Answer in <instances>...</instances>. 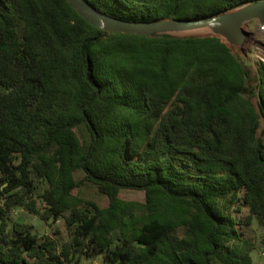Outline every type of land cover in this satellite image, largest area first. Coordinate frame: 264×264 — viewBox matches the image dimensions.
<instances>
[{
    "label": "trees",
    "instance_id": "1",
    "mask_svg": "<svg viewBox=\"0 0 264 264\" xmlns=\"http://www.w3.org/2000/svg\"><path fill=\"white\" fill-rule=\"evenodd\" d=\"M86 1L154 21L259 0ZM254 220L264 232V62L215 35L109 32L68 0H0V264H248Z\"/></svg>",
    "mask_w": 264,
    "mask_h": 264
},
{
    "label": "water",
    "instance_id": "2",
    "mask_svg": "<svg viewBox=\"0 0 264 264\" xmlns=\"http://www.w3.org/2000/svg\"><path fill=\"white\" fill-rule=\"evenodd\" d=\"M72 6L93 25L109 32L133 33L153 36L170 34L185 36L203 29H213L214 34L227 45L241 46L250 36L244 28L246 22L255 19L264 25V0L244 3L227 14L205 16L195 19H176L173 17L154 21H129L110 17L96 11L86 0H68Z\"/></svg>",
    "mask_w": 264,
    "mask_h": 264
},
{
    "label": "rangeland",
    "instance_id": "3",
    "mask_svg": "<svg viewBox=\"0 0 264 264\" xmlns=\"http://www.w3.org/2000/svg\"><path fill=\"white\" fill-rule=\"evenodd\" d=\"M237 8L228 9L218 13L227 14L236 11ZM214 17V16H212ZM244 28L250 31V36L241 45L236 46L229 44L233 53L238 55L240 59L245 62L252 69L255 67V62L261 60L264 62V29L255 19H250L245 23ZM214 34L213 29H203L194 33L186 32L185 35H210ZM83 173L81 171L75 172L76 179H80ZM79 194L86 199L95 200L100 206L106 205V198L101 196L92 185H84L79 189ZM119 197L127 204H140L143 201L144 195L142 191L138 190H123ZM11 218L24 220L33 225L39 235L48 234L60 240L67 237L62 220L43 221L38 215L28 213L24 209L16 208L11 212ZM56 230L59 232L56 233ZM246 236L252 238L255 242V249L251 252L250 262L248 264H264V232L261 225L255 220L249 226H245ZM102 256L98 255L92 258L82 257L78 264H101Z\"/></svg>",
    "mask_w": 264,
    "mask_h": 264
},
{
    "label": "built area",
    "instance_id": "4",
    "mask_svg": "<svg viewBox=\"0 0 264 264\" xmlns=\"http://www.w3.org/2000/svg\"><path fill=\"white\" fill-rule=\"evenodd\" d=\"M262 29H264V25H260Z\"/></svg>",
    "mask_w": 264,
    "mask_h": 264
}]
</instances>
